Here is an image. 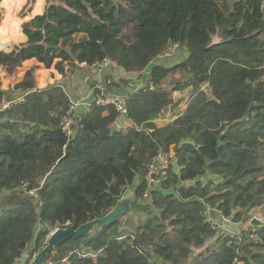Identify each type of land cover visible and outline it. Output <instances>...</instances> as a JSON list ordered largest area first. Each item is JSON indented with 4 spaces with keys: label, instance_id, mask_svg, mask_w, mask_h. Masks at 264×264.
I'll use <instances>...</instances> for the list:
<instances>
[{
    "label": "trees",
    "instance_id": "16d2710c",
    "mask_svg": "<svg viewBox=\"0 0 264 264\" xmlns=\"http://www.w3.org/2000/svg\"><path fill=\"white\" fill-rule=\"evenodd\" d=\"M10 19L0 12V26ZM22 30L27 41L0 52L9 77L31 59L61 74L108 59L149 75L128 93L133 126L114 129L116 108L93 102L68 136L64 87L39 88L36 66L10 91L0 74V107L10 103L0 109V264L35 255L58 227L105 216L130 187L144 202L162 150L175 166L150 189L149 213L97 226L37 264H264V220L251 223L264 211V0H47ZM174 44L185 57L158 62ZM189 88L185 110L158 124L173 92ZM208 208L249 225L224 236Z\"/></svg>",
    "mask_w": 264,
    "mask_h": 264
},
{
    "label": "rangeland",
    "instance_id": "374dc122",
    "mask_svg": "<svg viewBox=\"0 0 264 264\" xmlns=\"http://www.w3.org/2000/svg\"><path fill=\"white\" fill-rule=\"evenodd\" d=\"M6 1L7 0H2L0 4L2 21H4L5 18L9 17L10 14L11 19L8 27L4 28L3 26L4 32L0 29V33L7 34L9 30L11 40L7 42V44H2V40H0V50L4 49L8 51L11 50L15 45L27 41V37L24 38L25 34L22 30V24L25 22L28 13L32 11L33 6L36 5L35 8L37 11L42 10L44 1L42 2V6H38V0H35L34 3L31 4V10H29V5L26 6L29 2H31V0H27L26 2L22 0L21 6H18L17 8L12 7L14 0H8V2ZM46 4L47 0H45V6ZM38 7H40L41 10H38ZM12 33H16L18 38H16ZM1 38L6 39L7 37L0 36V39ZM174 50L175 49H173V46L170 47L166 52H172V54L165 56V58L160 59L161 61L158 62H168V64H173L183 59V57H185V55L187 54L182 46H179L175 51ZM33 66H36L35 74L37 79V86L39 88H46L50 85L58 84V82H61L65 86L66 92L68 93L70 99L75 101L79 106L83 105L84 103H90L94 100L97 94H101L102 92L122 95L129 93V91L131 90H136L140 87H143L145 85L144 82L146 75H149V72H147V70L146 74L128 73L126 71H122L121 68L113 65L112 63L110 65H96L92 67L68 65L69 71L66 74H60L55 68L54 64L51 67H46L44 64H41L36 60H31L23 63L22 67L18 69L16 75L13 77L7 76L6 73L0 69L3 89L10 91L14 84L20 81L26 71ZM92 75H94L96 78L92 79ZM174 78L175 79L173 81L171 77L165 81L166 87H174V82L181 79L179 75H175ZM100 87H103L102 91L99 89ZM117 89H121V92H118ZM191 93V88L182 91H174V104L168 106L165 109L163 114L157 120V123L160 125L166 124L173 118H175L178 114L182 113L186 108L187 101ZM149 209L151 208H148V211ZM131 213L135 214L134 212ZM252 216L253 218H257V220L262 222L264 220V211L256 210L252 213ZM208 217L212 218L214 222L216 221L219 224L217 229L219 233H222L224 236L225 234L241 232L243 228H247L249 225V222L246 221L234 223L224 220L212 209L208 211Z\"/></svg>",
    "mask_w": 264,
    "mask_h": 264
},
{
    "label": "built area",
    "instance_id": "2783aa9c",
    "mask_svg": "<svg viewBox=\"0 0 264 264\" xmlns=\"http://www.w3.org/2000/svg\"><path fill=\"white\" fill-rule=\"evenodd\" d=\"M172 46H173V49L176 50L180 45L174 44ZM172 46H170V47H172ZM168 49H166L163 53L159 54L157 56L156 60L161 61L160 59L165 58V56H167V55H171L172 52H166ZM111 63L113 65H116L112 61L107 59L101 63L95 64L94 66H96V65L97 66L107 65V64L110 65ZM99 89L102 91L103 87H100ZM21 99L22 98L19 97L15 101H20ZM93 102L97 103L98 105H102V106L112 105L119 112V117L131 120L128 116L129 115L128 105H127L128 93L121 95V94H116V93H104V92H102L101 94H97L95 96ZM93 102L84 103L83 105L79 106L75 101L71 100L70 109L67 112V114L65 115V117L63 118V122H62L63 130L68 136L72 135V133H73L72 128H73L74 124L77 123V120H80V115L82 114V112L85 111L89 106H91V104ZM8 105H10L9 101L3 100L0 109H2L3 107H7ZM78 107H80V108H78ZM172 166H175L174 152L172 150H170V151H163V150L159 151L157 153V155H155L152 158L151 162L148 165V173L146 175L148 189L145 191V194H144V202H147V200L149 198L150 189L152 187H155L157 184L161 183L166 178V176L168 175L169 170L171 169ZM192 183H193V180H190V181L188 180L185 182V184H192ZM23 187H24V189H26V186H23ZM27 192L29 194L35 196V197H37V195H38L36 189L28 190ZM210 209L211 208H208L207 213H206L207 220L212 223L214 228H218L219 224L216 221L214 222V220L212 218L208 217V211ZM218 214L224 220H227L229 222L231 221V219L229 217L222 215L220 212H218ZM226 235L227 234H225V236ZM31 257H34V255L32 256L30 251L26 250L20 257H18L16 259L15 264H31V262L27 261Z\"/></svg>",
    "mask_w": 264,
    "mask_h": 264
},
{
    "label": "water",
    "instance_id": "95a60500",
    "mask_svg": "<svg viewBox=\"0 0 264 264\" xmlns=\"http://www.w3.org/2000/svg\"><path fill=\"white\" fill-rule=\"evenodd\" d=\"M148 208L149 209L148 211ZM153 209L151 198L147 202H143L136 196L135 187L128 188L124 194L117 200L116 205L109 211L105 216L100 218H95L88 221L80 226L75 224L69 225L67 227H58L50 233L47 238L46 245L34 255L31 264H37L44 256L49 254L52 250L59 247L71 238H78L97 226H106L109 224H114L120 221L129 212H134L135 214L144 215L149 213ZM253 225L262 224L257 218L251 220Z\"/></svg>",
    "mask_w": 264,
    "mask_h": 264
},
{
    "label": "crops",
    "instance_id": "0c3cea01",
    "mask_svg": "<svg viewBox=\"0 0 264 264\" xmlns=\"http://www.w3.org/2000/svg\"><path fill=\"white\" fill-rule=\"evenodd\" d=\"M27 0H24V2H26ZM44 1V5H43V7H42V10L41 11H37L36 10V5L35 6H33V9H32V11L31 12H29L28 13V15L26 16V20L25 21H27V20H30V19H32L33 17H35L36 15H38V14H42L43 12H44V9H45V0H43ZM37 3H38V1H37ZM21 32V31H20ZM24 35V34H23ZM8 37H11V35L10 36H8ZM27 36H25L24 35V38H26ZM3 44V43H2ZM1 51H7V50H4V49H1L0 50V52ZM8 51H10V50H8ZM31 60H35V59H31ZM31 60H27V61H25L24 63H26V62H28V61H31ZM37 61V60H36ZM42 64V63H41ZM80 66H82V67H85V66H87L85 63H83V64H80L79 65V67ZM88 67H90V66H88ZM67 69H68V66H67ZM122 71H124L123 69H121ZM59 72V71H58ZM71 72H73V71H71ZM60 73V72H59ZM146 74V71L145 72H143V73H141V74ZM61 74V73H60ZM140 74V73H139ZM92 77V79L93 78H96L94 75H92L91 76ZM58 85H61L62 87H64V89H65V86L63 85V83H61V82H58ZM66 90V89H65ZM118 90V92H121L120 90L121 89H117ZM116 90V91H117ZM91 102H93V101H91ZM131 126H133V121L132 120H128V119H125V118H121V117H118L117 119H116V121L113 123V128L114 129H117V130H121V129H126V128H128V127H131ZM217 213V212H216Z\"/></svg>",
    "mask_w": 264,
    "mask_h": 264
},
{
    "label": "bare ground",
    "instance_id": "6f19581e",
    "mask_svg": "<svg viewBox=\"0 0 264 264\" xmlns=\"http://www.w3.org/2000/svg\"><path fill=\"white\" fill-rule=\"evenodd\" d=\"M42 2H43V0H38V6H42ZM38 10H41L40 9V7H38ZM6 24L4 25V28H6ZM0 28H3V26H0ZM3 32H4V30H3ZM9 30H8V32H7V34H4V33H0V36L1 37H7L6 39H0V40H2V43L3 44H7V42H9L10 40H11V37H8V36H10L9 35ZM12 34H14V36L16 37V38H18V36H17V34L16 33H12Z\"/></svg>",
    "mask_w": 264,
    "mask_h": 264
}]
</instances>
